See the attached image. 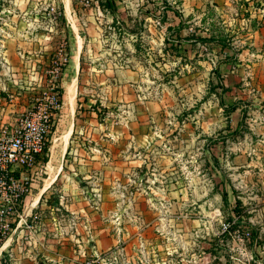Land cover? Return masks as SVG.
I'll list each match as a JSON object with an SVG mask.
<instances>
[{
    "label": "rangeland",
    "instance_id": "obj_1",
    "mask_svg": "<svg viewBox=\"0 0 264 264\" xmlns=\"http://www.w3.org/2000/svg\"><path fill=\"white\" fill-rule=\"evenodd\" d=\"M116 2L113 14L98 0H0L1 112L14 104L0 113V154L11 143L29 152L10 176L32 196V183L50 181V169L64 164L63 178L73 175L94 195L105 173L90 171L88 183L81 166L130 164L112 171L115 188L137 196L136 211L156 218L161 243L171 246L144 251L140 264L182 253L248 264L264 251V44L247 39L261 1ZM11 51L25 74L14 75ZM46 142L50 166L34 155ZM61 182L25 219L0 182V247L18 225L60 229L72 219L58 204Z\"/></svg>",
    "mask_w": 264,
    "mask_h": 264
},
{
    "label": "crops",
    "instance_id": "obj_2",
    "mask_svg": "<svg viewBox=\"0 0 264 264\" xmlns=\"http://www.w3.org/2000/svg\"><path fill=\"white\" fill-rule=\"evenodd\" d=\"M210 1L222 5L229 3V0ZM248 1L251 5L254 2V0ZM258 1H261L263 7H258L260 12L253 15L258 16L260 20L253 27H250L252 31L247 33V39L256 46L264 44V14L261 13V10H264V0ZM251 8L249 6L248 10ZM252 22L253 20L248 21V25L251 26ZM11 57L14 61L18 59L17 67H13V70L16 71L14 75L25 74L22 73L24 69L19 65L17 54L11 51ZM73 94L74 91L71 86L67 95L70 105L73 103L70 101ZM13 106V103L10 104L8 109L13 111L11 109ZM8 109L3 108L0 113L3 114ZM65 152L66 149L63 148L59 154L64 155ZM64 166L67 165L61 164L56 169H50L56 171L53 176L49 177L50 181L46 179L47 182L40 184L35 179L36 182L32 183V186L38 190L32 196L31 193L27 196L25 207L19 216L20 219L30 217L39 204L43 205L42 200L46 196L48 188L60 177L62 182L58 204L72 216L70 223L66 222L60 226V229L57 226L50 229L39 227L35 231L28 228L20 230L18 225L9 233L6 243L0 247V256L3 253L7 256L5 264H79L91 254L99 256L100 264H111L113 258L116 257L119 258V264H140L139 260L144 251L157 252L171 247L169 243H161L159 235L155 231L157 219L150 218V215L146 214L147 212L141 213L139 211L140 213H138L136 211L139 209L137 196L131 197L123 191L118 192L115 188L116 181L111 178L112 171L119 169L127 172L131 169L130 164L122 163L115 166L95 163V165L85 164L81 166L79 170L86 172L88 183L91 182L92 177L90 171L102 169L101 171L105 173L104 183L106 186L104 185V191L94 195L90 190H86V186H81L73 175L63 178L66 176L62 174L63 169H65ZM235 215L237 216L231 217V219L235 220V224L238 225L242 221V216L240 214ZM20 233L23 235L22 240ZM24 233H28V235ZM138 234L143 235L139 237ZM262 249L264 250V246ZM261 253L260 256L255 254L248 264H264V251ZM214 260L215 258L204 256L198 262H192L182 253L180 260L176 262L172 260L169 264H218ZM0 264H2L1 260Z\"/></svg>",
    "mask_w": 264,
    "mask_h": 264
},
{
    "label": "built area",
    "instance_id": "obj_3",
    "mask_svg": "<svg viewBox=\"0 0 264 264\" xmlns=\"http://www.w3.org/2000/svg\"><path fill=\"white\" fill-rule=\"evenodd\" d=\"M56 103H58V100H56ZM60 105V104H59ZM61 106V105H60ZM47 129V128H46ZM43 131H45V128H43ZM36 132V131H35ZM37 133L42 134V130L41 128L39 130H37ZM17 135L18 134V130L15 133ZM41 137H44L43 135H41ZM12 145H18L17 143H11V145L9 146V148H5V152L4 155L0 154V156H2V161L3 164L1 166V172H0V182H1V187H3L4 189H6V196H3L4 199L6 200V202L10 205V206H14L15 204H18L19 202V198L21 196V194L25 193V188L28 191L29 188L28 186L26 187L24 185V187H22V191L19 190V184L16 185L15 181L13 180L12 176H10L9 172L15 171L14 168H10L13 167L14 164H20V165H24V163L27 161V157L29 155L28 149L26 148H15ZM41 149L37 148L34 151V155L36 153H39ZM5 162L7 163V165L5 166ZM9 171V172H8ZM18 171V170H17ZM10 212L8 209L4 210V212ZM6 212V214H8ZM11 214V212H10ZM5 242V241H4ZM3 242V243H4ZM2 243V244H3ZM79 264H100V258L97 254H91L89 257H87L84 261L80 262Z\"/></svg>",
    "mask_w": 264,
    "mask_h": 264
},
{
    "label": "trees",
    "instance_id": "obj_4",
    "mask_svg": "<svg viewBox=\"0 0 264 264\" xmlns=\"http://www.w3.org/2000/svg\"><path fill=\"white\" fill-rule=\"evenodd\" d=\"M99 1V5L102 9L104 10H109L111 11L113 14H116L118 11V6H117V2L116 0H98ZM58 92H59V97H58V103L60 105L63 104V88H57ZM49 152V142H46L44 147H43V152L42 153H36L35 156L37 158V161H42L44 163H47L49 160V157L47 154ZM28 196V193H23L21 194L20 198H19V202L18 205L20 211H23L24 209V200L26 199V197ZM17 222H14L13 224H10V226L14 227L16 226Z\"/></svg>",
    "mask_w": 264,
    "mask_h": 264
}]
</instances>
